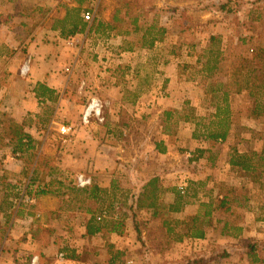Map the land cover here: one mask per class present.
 <instances>
[{
    "label": "crops",
    "instance_id": "1",
    "mask_svg": "<svg viewBox=\"0 0 264 264\" xmlns=\"http://www.w3.org/2000/svg\"><path fill=\"white\" fill-rule=\"evenodd\" d=\"M88 1L0 0V78L8 81L0 87V102L6 101L20 112L16 117L18 124L32 139L30 148L17 151L10 138L0 144L5 147L0 148V264H35L34 255H39L37 264H125L131 258L123 257L129 247L119 242L129 233V223L137 221L136 239L143 241L141 234L145 229L138 219L147 226L160 220L165 224V217L175 213L182 219L189 217L191 222L198 212L203 218L200 202L211 203L212 215L216 207L232 210V204L240 207V203L252 204L258 199L259 194L227 196L215 188L218 201L213 209L212 199L191 201L187 194H182L178 210L169 209L182 187L188 193L196 182L214 184L208 175L214 167H222V173L217 170L218 175L227 169L245 171L229 164L233 136L228 133L223 140H212L196 130V119L204 116L198 113L199 103L191 101L190 85L179 64L187 54L168 57L162 63V71L156 73L151 64L156 58L150 57L151 50L146 56L140 55L137 47L124 49L125 36L115 28L100 27L95 31L87 26L82 32L62 37L54 26L65 14V7L80 6L83 14L88 10ZM174 6L177 7L158 10L160 14L173 10L181 14L190 7ZM94 18L111 23L105 9ZM177 34V39L181 38L178 45L185 47L181 32ZM170 40L166 37L155 42L152 49L157 50ZM13 57L18 61L30 59V73L22 78L23 86L13 83V68L3 70ZM145 64L152 70L144 69ZM67 66L71 67L70 73L65 72ZM39 83L53 90L51 99L36 96ZM94 97L102 104L100 117L91 115L84 121V108ZM190 105L195 110L194 118L184 111ZM62 126L70 128V132L63 133ZM56 171L74 175L86 172L102 191L96 198L83 195L77 206L81 205V210L74 211L76 201L50 192L48 181L37 180L43 172L49 175ZM152 179L156 180L157 199L146 207L143 198ZM40 190L49 192L40 194ZM87 200L92 205L84 208ZM258 208L259 213H255ZM252 209L246 214V222L222 219L219 233L230 238L264 233V200L257 201ZM103 212L107 215L105 221H124L123 234L105 230L86 235V222ZM211 215L206 217L209 221ZM209 226L205 227L203 238L185 235L180 244L209 240ZM257 238L263 240L264 234ZM79 239L98 241L96 247L84 251L91 260L78 258L82 254ZM67 249L77 257L58 261L57 254ZM143 253L146 257L140 264H153L147 251Z\"/></svg>",
    "mask_w": 264,
    "mask_h": 264
},
{
    "label": "rangeland",
    "instance_id": "2",
    "mask_svg": "<svg viewBox=\"0 0 264 264\" xmlns=\"http://www.w3.org/2000/svg\"><path fill=\"white\" fill-rule=\"evenodd\" d=\"M88 2L87 9L91 12V20L98 11L101 13L104 9L108 10L110 22L115 25V30H119L120 32L126 29L130 31L134 27L130 24V17L124 15V11L127 8L123 6L124 3L128 2L130 4L128 11L132 18H137V25L142 30L137 32L130 31L128 34H124L125 42L123 43V48L132 50L134 47H137L136 51L140 55L144 54L146 56L150 52L147 50H151L149 53L150 57L156 58V62L153 61L151 63L155 70L157 69L156 73L162 71V63L168 61V57L187 54V58L180 60L179 64L182 65V70H184L186 83L190 85L191 92L189 94L192 97L191 101L199 103L198 113L204 116L203 118L196 119L198 122L196 130L201 136H204L201 134L203 128H200L199 125L211 120L209 115L213 109L215 110V101L221 96V90L213 93L211 89L215 88L217 83L222 81L224 83L223 89L230 91V124L232 130L228 133L233 136V147L230 151L240 149L243 152L249 153L254 150H263L264 69L261 68L257 61H252L251 57L258 53L259 48L264 47V0H89ZM166 5L173 9L177 7L174 5H190V9L187 8L181 14L174 10L160 14L158 9H164L167 7ZM222 6L224 7L222 8ZM204 10H208L210 13L202 12ZM114 15L121 17L123 22H115L114 24L111 21ZM152 23L164 27L165 33L163 39L166 37L171 39L168 42L169 44L163 45L157 50L152 49L154 46H141V35ZM178 31L181 32L182 40L186 44L185 47L178 45L181 39H177L176 37V35L178 36ZM213 35L220 38L221 42L219 46L223 51V59L212 76L205 78L201 71L202 63L205 61L203 50L210 45V37ZM196 43L198 45H195ZM93 53L99 55V52ZM201 54L203 56L199 62L198 58ZM263 59L264 53L260 60ZM21 62L23 63L24 60L18 61V58L13 57L9 60L8 65L3 67L4 71L8 68L14 69L15 78L13 83L18 86H23L21 80L24 77L19 74ZM248 67H256L257 71L252 73L250 77H245V71ZM126 69L125 67L124 70ZM144 69L151 71L152 67L145 64ZM155 77H157L156 74ZM157 80L156 78L155 82ZM6 82L8 83L6 78H0V87L4 86ZM239 87L244 89L241 92H236ZM215 95H218L217 98ZM1 102L0 144L6 143L10 138L12 125L18 124L16 117L20 115V112L9 106L8 102ZM184 111L193 118L196 117L192 105L187 106ZM0 148L3 149L5 147L0 146ZM44 159L42 158V162L45 163ZM253 163L256 166L254 171H231L227 169L223 170V175L216 174L217 170H220L222 173V167H214L210 171L211 173L208 174L213 179L212 183L214 184L206 186L205 184L196 182L188 190V193L183 194L184 196L187 194V199L189 198L191 201L212 199V209L218 201L214 197L217 191L225 193L227 196L236 193L239 196L241 195V197L248 195V193L255 196L259 194L258 199H254L252 204L243 202L239 204L240 207L237 204H232V210L230 208L229 210H225L224 208L216 207L210 217L211 227L209 226V230L212 233L209 240L202 244L192 245L189 243L182 245L180 243L183 241L176 240L178 235L185 236L190 231L191 222L188 219L189 217L186 216L182 219V215L170 213L165 217V224L160 220L158 223L153 222L149 226L143 224L144 221L141 219H138L144 225L142 229H145V232L141 234L144 239L143 241L136 239L137 231L135 232V230L139 228L137 221L135 224L129 223L127 226L129 233H126L127 235L119 242L121 246L129 247V250H127V253L123 257L130 256V259L134 261L133 264H140L142 258L146 257L145 253H143L145 250L151 257L152 261H150L153 264H189L192 261L195 262L194 264H200V257L208 258L212 264H250L247 251L248 245L254 240L263 242L260 246V255L264 259V239L258 240L257 238L258 234L264 233H252L250 236L245 234L235 238L225 237L222 236V233H219L223 225L222 219H230L234 223L246 222L248 219L246 214L252 212V205L256 204L257 201L264 200V162L255 158L253 159ZM45 170L46 168L43 169V171ZM75 175L58 171L46 175L43 172L37 180H42V182L48 181L47 187L52 189L53 193H58L62 198L76 201L74 211H80L81 205L77 208L80 203L78 200H81L84 194L73 190V188H77L74 184ZM237 186H240V188L236 192ZM248 187H251L250 191ZM121 199L124 200L125 196L121 195ZM88 201L84 202V208H87L88 205L91 207L92 202ZM199 208L201 210L200 213H202L204 208L200 206ZM254 212L259 213V208ZM160 213L163 212L160 211ZM169 227L172 230H169ZM79 240L78 248L82 254H79L78 258L91 260L92 258H88L84 251L88 247L90 249L96 247L98 241L96 242V239H91L89 242L86 239ZM66 251L70 252V250ZM63 252L65 253V251ZM219 255L223 256L218 258ZM34 256L37 257L34 262L37 264L40 259L39 255ZM215 256H217L216 259H214Z\"/></svg>",
    "mask_w": 264,
    "mask_h": 264
},
{
    "label": "trees",
    "instance_id": "3",
    "mask_svg": "<svg viewBox=\"0 0 264 264\" xmlns=\"http://www.w3.org/2000/svg\"><path fill=\"white\" fill-rule=\"evenodd\" d=\"M80 1V0H78ZM129 3L125 2L124 7L126 8V11H124V15L127 17H130V24H132L134 27L130 29V31L137 32L141 31L142 29L139 28L137 25V18H132L130 15L129 10ZM224 6H222L223 8ZM221 8V9H222ZM65 14L62 16V18H58L56 21V26L54 28L59 29L60 35L62 37H67L69 35H73L76 32H82L86 30L87 26H89V30L95 29L97 31L100 27H103V29H113L115 28V25H112L111 23H104L101 21H96V18L93 17L91 21H86L81 12L82 7L80 6H73V7H65ZM229 10V9H228ZM118 11V10H117ZM116 11V13H117ZM114 24L115 22H123V19L121 17H118L117 15H114L111 20ZM129 30H123V31H117L119 34H128L130 32ZM165 33V29L162 26H158L155 23L150 24L142 33L141 39L142 43L141 46H147L152 47L154 46L156 41H161L163 39ZM220 38L216 36L210 37V45L207 46L203 51L205 55V61L202 63V74L205 78H208L212 76L213 72H215L218 69L219 63L223 59V51L220 44ZM264 53V47L259 48L258 53L253 55L251 57L252 61H257L258 64H260L261 68L264 69V59H261L262 54ZM261 54V55H260ZM203 56L201 54L198 58V61L200 62V58ZM262 69V70H263ZM257 71L255 68L248 67L245 71V77H250L252 73ZM224 83L220 81V83H217L216 87L211 89V91L218 92L221 90V96L215 101V110L213 113L210 114V121L206 124L205 122L200 124L199 126L204 128L205 130L202 132V134L209 139L212 140H223L226 138L229 132L230 127V118H231V109H230V91L228 89H223ZM244 88L239 87L236 92H241ZM251 92V90H250ZM36 96L40 98H49L51 99L53 97V90L48 89L45 87L44 84L39 83L36 86ZM216 98L218 95H215ZM198 122L196 123V125ZM10 139L13 141V150H23L24 148H30L31 147V137L28 133H26L23 130V127L18 124H13L11 128V135ZM264 149L260 153H257L256 151H251L249 153L246 152H238L237 150L233 149L229 164L232 167H238L245 171H254L255 165L253 163V159L257 158L258 160H261L264 162ZM155 179H152L150 181V189L146 194H144L143 203L146 207H151L155 204V200L157 199L156 193H155ZM200 183V182H198ZM149 184V183H148ZM75 192L82 193L86 197L90 198H96L98 192H101L102 189L99 188L97 185L92 184L85 188H73ZM40 193H47L49 191L40 190L38 191ZM52 192V191H50ZM53 193V192H52ZM182 194L177 195L176 197V203L170 205V210H178L179 205L182 202ZM211 203L209 202H200V207L204 208L203 210V218H199V212L198 214L192 216L191 223H190V231L185 234L189 237H196V238H203L205 236V227L210 224L208 217L211 215V209H210ZM107 216V215H106ZM105 216V217H106ZM97 216L92 215L89 220L86 222V235L93 236L97 233H100L102 231H114L118 232V234H123L124 231V221L123 220H112V221H105V217H103L100 220H97ZM188 225V224H187ZM169 230H172L171 227L168 228ZM223 234V233H222ZM181 235H178L176 237L177 241L182 240ZM263 242H258L252 240V243L248 245V251L247 255L250 260V264H264V259L261 258L260 255V246ZM69 250V249H67ZM66 258H75V254L72 251H65ZM219 255L218 258H220ZM212 258V257H211ZM217 256H215L214 259H216ZM195 262L192 261L189 264H194ZM200 264H212L208 258L200 257L199 259Z\"/></svg>",
    "mask_w": 264,
    "mask_h": 264
},
{
    "label": "built area",
    "instance_id": "4",
    "mask_svg": "<svg viewBox=\"0 0 264 264\" xmlns=\"http://www.w3.org/2000/svg\"><path fill=\"white\" fill-rule=\"evenodd\" d=\"M83 18L86 20V21H90L91 20V12L89 10H86L84 11V13L82 14ZM93 19V18H92ZM30 68H31V62H30V59L29 58H26L24 60V62L22 63L20 69H19V74L23 77H26L29 72H30ZM65 71L70 73L71 72V67L70 66H67L65 68ZM101 109H102V104H101V101L94 97V98H91L89 100V102L86 104L85 108H84V111L82 113V118L84 121H87L88 118L91 116V115H95L97 117H100V114H101ZM60 130L63 132V133H69L70 132V128L68 127H65V126H62L60 128ZM93 182V179H92V176L86 172H81V173H77L74 177V184L77 188H85V187H88L92 184ZM181 194H184L185 193V189L182 187L181 188ZM106 216V213L103 212L102 215H97V220H100L102 219L103 217ZM36 256L33 257L32 259V263L35 262L36 260ZM57 259L58 261H64L66 259V256H65V253L63 251H60L58 254H57ZM133 259H128L126 261L125 264H133Z\"/></svg>",
    "mask_w": 264,
    "mask_h": 264
}]
</instances>
